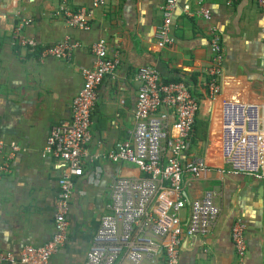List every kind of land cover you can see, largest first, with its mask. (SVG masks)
Listing matches in <instances>:
<instances>
[{"label":"crops","instance_id":"crops-1","mask_svg":"<svg viewBox=\"0 0 264 264\" xmlns=\"http://www.w3.org/2000/svg\"><path fill=\"white\" fill-rule=\"evenodd\" d=\"M165 1L107 0L96 9L93 0H0V138L5 144L0 163L17 147L11 172L0 180V252L18 255L24 246L42 245L53 236L62 170L43 151L51 128L70 122L84 82L82 69L94 65L92 46L104 39L120 63L98 88L88 157L71 200L68 241L49 264H84L101 218L109 213L112 182L140 176L135 166L103 156L132 138L136 75L142 67L156 69L165 82H184L199 105L185 155L204 157L210 170L187 184L185 197L194 201L213 189L219 192L217 226L208 235L183 238L181 264H264V181L232 173L224 157L223 123L226 102L264 108V9L255 0H179L172 17L174 44L162 48L156 32ZM66 8L86 9L91 29L70 28ZM202 8L210 10L209 20L198 14ZM19 27V36L34 41L35 48L15 39ZM214 34L220 52L212 46ZM66 37L79 44L69 60L42 55ZM219 54L220 92L211 96L205 83ZM172 199L170 191L163 194L156 208ZM237 221L245 226L243 256L232 240Z\"/></svg>","mask_w":264,"mask_h":264},{"label":"built area","instance_id":"built-area-1","mask_svg":"<svg viewBox=\"0 0 264 264\" xmlns=\"http://www.w3.org/2000/svg\"><path fill=\"white\" fill-rule=\"evenodd\" d=\"M264 9V0H255ZM107 0H93L96 9L105 7ZM179 0H166L163 19L156 39L162 48L174 44L173 13ZM70 28L88 31L90 15L86 9L74 13L63 9ZM198 14L209 20L210 10ZM29 23V22H26ZM22 47L35 48L36 43L19 36ZM15 40V41H16ZM214 34L212 46L220 52ZM69 37L44 50V57L69 60L78 47ZM94 65L82 69L83 85L71 106L70 122L53 126L46 140L43 156L52 157L62 170L59 191L55 198L54 233L39 246L26 245L18 255L0 252V264H49L51 258L68 241L69 213L76 178L83 174L92 140V111L103 80L118 67V55H110L107 42L99 39L92 46ZM222 56L213 58L205 83L211 96L220 92ZM140 87L136 99L132 138L103 156L112 163L135 166L140 176L120 177L110 186L109 213L101 218L100 226L89 245L84 264H181L180 248L185 236L210 234L218 224L221 209L216 200L219 192L209 191L203 198L189 201L184 188L191 180L201 178L209 165L204 157L185 155L193 131L199 105L189 87L182 81L165 82L159 72L142 67L136 75ZM224 154L232 173L264 181V108L252 104H224ZM5 144L0 138V155ZM8 154L0 163V180L11 172ZM100 159V157H96ZM92 163L94 160H90ZM173 197L168 206L156 208L159 198L168 192ZM187 211L186 215H183ZM245 226L234 223L232 240L237 253L246 252Z\"/></svg>","mask_w":264,"mask_h":264}]
</instances>
